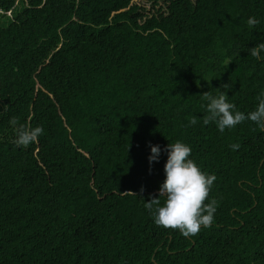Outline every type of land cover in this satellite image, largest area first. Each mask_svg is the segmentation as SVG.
I'll return each instance as SVG.
<instances>
[{"label": "trees", "instance_id": "1", "mask_svg": "<svg viewBox=\"0 0 264 264\" xmlns=\"http://www.w3.org/2000/svg\"><path fill=\"white\" fill-rule=\"evenodd\" d=\"M133 1L0 0V264H264V131L203 124L205 93L258 104L264 0ZM12 118L44 134L17 147ZM176 141L216 176L189 237L146 208Z\"/></svg>", "mask_w": 264, "mask_h": 264}, {"label": "clouds", "instance_id": "2", "mask_svg": "<svg viewBox=\"0 0 264 264\" xmlns=\"http://www.w3.org/2000/svg\"><path fill=\"white\" fill-rule=\"evenodd\" d=\"M261 21L256 17H249L247 25L250 29L255 28ZM252 57L264 59V42L258 43L250 50ZM206 104L207 115L203 124L215 123L217 129L223 133L226 129H233L238 124L248 120L253 122L261 131H264V91L258 96V104L253 111L248 113L236 109L233 103L227 99V94L221 92L219 95L211 93L203 94ZM190 125L197 123L193 117ZM15 134V144L20 148H27L44 134L40 126L27 128L18 124L15 118L10 120ZM232 150L240 148L239 143L231 145ZM159 145H150L149 164L159 162L161 155ZM163 151L167 152V160L164 165L165 179L159 188V196H164L165 201L161 205L157 198L146 202V208L152 214L157 226L170 229H178L180 234L189 237L196 235L201 227H211L217 202L209 198L216 176L205 173L192 159L190 145L176 141L165 146ZM207 201V202H206ZM153 205H156L153 210Z\"/></svg>", "mask_w": 264, "mask_h": 264}, {"label": "rangeland", "instance_id": "3", "mask_svg": "<svg viewBox=\"0 0 264 264\" xmlns=\"http://www.w3.org/2000/svg\"><path fill=\"white\" fill-rule=\"evenodd\" d=\"M19 1L20 0H18V2ZM132 4L137 5L140 8V10L146 15L153 14L156 12V10H158L162 14H166L167 12L166 11L167 3L164 2L163 0H155V1L153 0H134ZM6 14L10 16V12H7Z\"/></svg>", "mask_w": 264, "mask_h": 264}, {"label": "built area", "instance_id": "4", "mask_svg": "<svg viewBox=\"0 0 264 264\" xmlns=\"http://www.w3.org/2000/svg\"><path fill=\"white\" fill-rule=\"evenodd\" d=\"M8 12H10V11H8ZM9 14V13H8Z\"/></svg>", "mask_w": 264, "mask_h": 264}]
</instances>
